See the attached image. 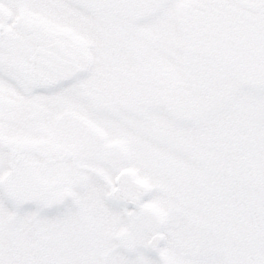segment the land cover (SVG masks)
<instances>
[{
	"label": "snow or ice",
	"instance_id": "6c2138e0",
	"mask_svg": "<svg viewBox=\"0 0 264 264\" xmlns=\"http://www.w3.org/2000/svg\"><path fill=\"white\" fill-rule=\"evenodd\" d=\"M0 264H264V0H0Z\"/></svg>",
	"mask_w": 264,
	"mask_h": 264
}]
</instances>
